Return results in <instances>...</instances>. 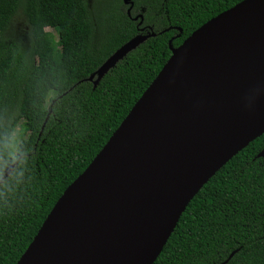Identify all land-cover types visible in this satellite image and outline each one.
Returning a JSON list of instances; mask_svg holds the SVG:
<instances>
[{
    "label": "trees",
    "instance_id": "1",
    "mask_svg": "<svg viewBox=\"0 0 264 264\" xmlns=\"http://www.w3.org/2000/svg\"><path fill=\"white\" fill-rule=\"evenodd\" d=\"M242 1L133 0L129 16L124 0H0V264L18 263L170 59V41ZM20 10L28 43L8 35ZM151 33L94 88L89 77L112 54ZM263 149L264 134L208 181L155 264H222L234 251L227 264H264Z\"/></svg>",
    "mask_w": 264,
    "mask_h": 264
},
{
    "label": "water",
    "instance_id": "2",
    "mask_svg": "<svg viewBox=\"0 0 264 264\" xmlns=\"http://www.w3.org/2000/svg\"><path fill=\"white\" fill-rule=\"evenodd\" d=\"M124 2L131 16L134 2ZM262 6L244 0L180 46L170 41V59L17 264H155L194 197L264 134V33L222 35ZM155 35L121 46L89 77L94 88Z\"/></svg>",
    "mask_w": 264,
    "mask_h": 264
},
{
    "label": "rangeland",
    "instance_id": "3",
    "mask_svg": "<svg viewBox=\"0 0 264 264\" xmlns=\"http://www.w3.org/2000/svg\"><path fill=\"white\" fill-rule=\"evenodd\" d=\"M106 0H89V4L92 7H101L102 3H104ZM29 24L27 22L26 17L24 16V13L22 12V10H20L18 12V14L16 15L13 24L11 25L8 35L11 38H15V39H20L23 43H28L29 42ZM49 30H53V26H51V28ZM54 93H50V97L48 100V105L50 104V99L51 97H53ZM13 139H14V143H13V147L15 152L17 153L18 150V143L21 141L22 137H21V127H18L13 135Z\"/></svg>",
    "mask_w": 264,
    "mask_h": 264
},
{
    "label": "bare ground",
    "instance_id": "4",
    "mask_svg": "<svg viewBox=\"0 0 264 264\" xmlns=\"http://www.w3.org/2000/svg\"><path fill=\"white\" fill-rule=\"evenodd\" d=\"M239 30H245L247 33L261 30L264 33V6L249 11L232 22L230 26L224 27L222 35H231ZM186 133H189V131L183 130L181 132L183 135Z\"/></svg>",
    "mask_w": 264,
    "mask_h": 264
}]
</instances>
